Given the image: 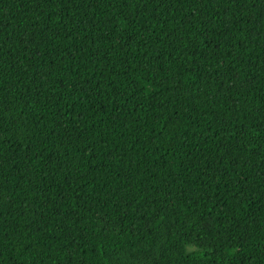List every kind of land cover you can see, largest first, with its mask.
I'll return each mask as SVG.
<instances>
[{
    "label": "trees",
    "instance_id": "1",
    "mask_svg": "<svg viewBox=\"0 0 264 264\" xmlns=\"http://www.w3.org/2000/svg\"><path fill=\"white\" fill-rule=\"evenodd\" d=\"M0 264H264V0H0Z\"/></svg>",
    "mask_w": 264,
    "mask_h": 264
}]
</instances>
